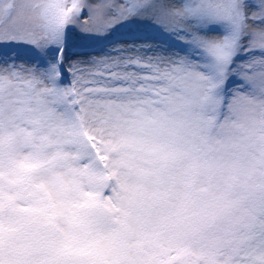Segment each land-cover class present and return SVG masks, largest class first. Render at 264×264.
Returning a JSON list of instances; mask_svg holds the SVG:
<instances>
[{
  "label": "snow or ice",
  "instance_id": "snow-or-ice-1",
  "mask_svg": "<svg viewBox=\"0 0 264 264\" xmlns=\"http://www.w3.org/2000/svg\"><path fill=\"white\" fill-rule=\"evenodd\" d=\"M0 264H264V0H0Z\"/></svg>",
  "mask_w": 264,
  "mask_h": 264
}]
</instances>
